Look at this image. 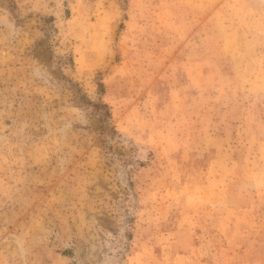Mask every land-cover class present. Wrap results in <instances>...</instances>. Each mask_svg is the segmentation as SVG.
<instances>
[{"label": "rangeland", "instance_id": "rangeland-1", "mask_svg": "<svg viewBox=\"0 0 264 264\" xmlns=\"http://www.w3.org/2000/svg\"><path fill=\"white\" fill-rule=\"evenodd\" d=\"M0 264H264V0H0Z\"/></svg>", "mask_w": 264, "mask_h": 264}]
</instances>
